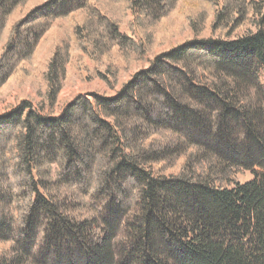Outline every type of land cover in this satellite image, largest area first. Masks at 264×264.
Returning <instances> with one entry per match:
<instances>
[{"label":"trees","instance_id":"obj_1","mask_svg":"<svg viewBox=\"0 0 264 264\" xmlns=\"http://www.w3.org/2000/svg\"><path fill=\"white\" fill-rule=\"evenodd\" d=\"M115 1L140 40L98 12L97 33L136 56L180 2ZM199 1L225 35L155 55L114 95H79L59 115L28 101L0 115V264H264V0ZM31 2L0 0V87L54 22L95 8ZM204 15L188 16L195 32Z\"/></svg>","mask_w":264,"mask_h":264},{"label":"rangeland","instance_id":"obj_2","mask_svg":"<svg viewBox=\"0 0 264 264\" xmlns=\"http://www.w3.org/2000/svg\"><path fill=\"white\" fill-rule=\"evenodd\" d=\"M44 0H32L31 6L41 5ZM91 10L79 11L74 15L54 22L51 30L40 42L35 58L16 70L14 76L0 87V115L16 108L23 101L33 102L45 113L59 115L69 102L79 95L99 93L112 96L124 83L149 66L155 55L185 41L201 38H216L225 35L214 34L213 10L199 0H180L177 9L153 28L154 44L144 55H130L113 46L108 39L98 35L100 23L96 12L107 14L115 22L121 34L136 41L142 36L137 27L134 14L129 7L119 1L93 0ZM205 14L209 20L204 30L194 31L188 16ZM246 28L241 29V32ZM83 34V36H82ZM67 60L65 76L59 81L60 90L54 101L50 99L51 86L47 74L49 65L56 56ZM264 85V73L260 76ZM246 173L239 177L240 182L252 179ZM9 249V246H5Z\"/></svg>","mask_w":264,"mask_h":264}]
</instances>
